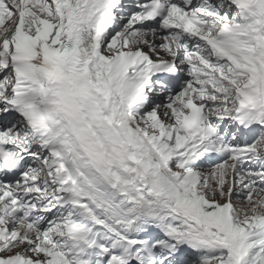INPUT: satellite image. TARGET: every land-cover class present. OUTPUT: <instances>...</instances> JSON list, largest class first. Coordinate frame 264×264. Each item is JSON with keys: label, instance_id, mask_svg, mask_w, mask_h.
<instances>
[{"label": "snow or ice", "instance_id": "1", "mask_svg": "<svg viewBox=\"0 0 264 264\" xmlns=\"http://www.w3.org/2000/svg\"><path fill=\"white\" fill-rule=\"evenodd\" d=\"M0 264H264V0H0Z\"/></svg>", "mask_w": 264, "mask_h": 264}]
</instances>
